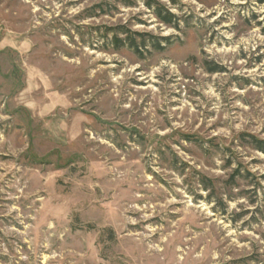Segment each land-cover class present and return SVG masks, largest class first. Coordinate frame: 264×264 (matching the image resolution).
Returning <instances> with one entry per match:
<instances>
[{
  "label": "rangeland",
  "instance_id": "rangeland-1",
  "mask_svg": "<svg viewBox=\"0 0 264 264\" xmlns=\"http://www.w3.org/2000/svg\"><path fill=\"white\" fill-rule=\"evenodd\" d=\"M254 139L264 0H0V264H264Z\"/></svg>",
  "mask_w": 264,
  "mask_h": 264
},
{
  "label": "trees",
  "instance_id": "trees-1",
  "mask_svg": "<svg viewBox=\"0 0 264 264\" xmlns=\"http://www.w3.org/2000/svg\"><path fill=\"white\" fill-rule=\"evenodd\" d=\"M165 21H166L167 23H171V19H166ZM254 141H255V143H257V144L259 143V148L262 149V150L264 151V145H263V144H264V141L261 142V141H259V140H255V139H254ZM257 144H256V145H257Z\"/></svg>",
  "mask_w": 264,
  "mask_h": 264
}]
</instances>
